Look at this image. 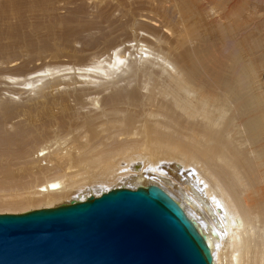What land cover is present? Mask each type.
<instances>
[{"label":"bare ground","instance_id":"bare-ground-1","mask_svg":"<svg viewBox=\"0 0 264 264\" xmlns=\"http://www.w3.org/2000/svg\"><path fill=\"white\" fill-rule=\"evenodd\" d=\"M8 2L0 211L156 184L214 264H264V0H99L82 35L41 45L35 64Z\"/></svg>","mask_w":264,"mask_h":264},{"label":"water","instance_id":"water-1","mask_svg":"<svg viewBox=\"0 0 264 264\" xmlns=\"http://www.w3.org/2000/svg\"><path fill=\"white\" fill-rule=\"evenodd\" d=\"M0 264H214L206 234L156 184L0 213Z\"/></svg>","mask_w":264,"mask_h":264},{"label":"rangeland","instance_id":"rangeland-1","mask_svg":"<svg viewBox=\"0 0 264 264\" xmlns=\"http://www.w3.org/2000/svg\"><path fill=\"white\" fill-rule=\"evenodd\" d=\"M5 1H9L8 4H12L13 8H15L16 11L18 12V14L12 17L13 20H11L10 22L11 25L9 28H12L10 30L11 38L15 37L13 34L14 29L23 26L24 28H22L21 30H23L24 33L22 34L21 31L19 30L20 33L15 31V34L20 35L23 38L25 37V35L31 36V39H33L32 44H30L31 42H28L29 39L27 37L24 38V40L26 38L28 39V40L26 39L27 41L25 40V42H28L27 43L29 44L28 46L31 45L34 48H32L31 46L26 47L27 44H25L26 46H23L26 48L27 52L29 51L25 56V58H29L30 55L31 59L30 58L29 59L32 62L31 64H35L37 62L34 59H38V56L40 55L39 53L40 50H42L45 45L49 44V43L45 44L46 42H50V44L47 47H52L51 44L53 43H58L60 45L65 44L64 46H67L66 43L64 42L72 41L74 39L79 38L82 35L80 29L83 26L89 24L95 18L94 16L97 15V13L99 12L98 9L100 7H104L105 5V2L103 4H99V0H0V11L2 10ZM262 29H264V20L263 23L261 24L260 30ZM4 30L5 28L0 26V31H4ZM20 36L19 39H21ZM34 40L39 41L37 43L40 46H38ZM41 45H43L42 48ZM15 46L17 47V44ZM250 46H252V43L250 44ZM78 47H81V45H79ZM15 50L18 51V48H16ZM13 51L14 50H11L9 53H12ZM23 53H25V51H23ZM258 64L256 66L260 67V63ZM4 87H3L4 92L2 91L0 92L4 93L5 96H2L3 94L0 95L6 98V96L8 97V95H6L7 93L5 92V90H7L8 88L6 87L4 88ZM0 90H2V88H0ZM23 96L24 97H22L23 98L22 100L25 102L26 96L25 95ZM23 101H21V103H23ZM1 194L6 196V193L3 194L1 192L0 196ZM58 205L60 204H56V206ZM43 206L44 205L42 206L40 205L39 207L27 206V208L29 207L28 210H33L40 207L44 208ZM27 208H24L25 210L22 209L21 212L28 211ZM11 211L7 212V210H4L2 212L15 213L13 212L14 210L12 212ZM21 212L20 210L16 211V213H21Z\"/></svg>","mask_w":264,"mask_h":264}]
</instances>
